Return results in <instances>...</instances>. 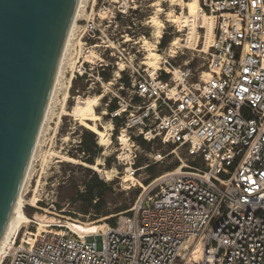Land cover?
Returning a JSON list of instances; mask_svg holds the SVG:
<instances>
[{
	"label": "built area",
	"instance_id": "1",
	"mask_svg": "<svg viewBox=\"0 0 264 264\" xmlns=\"http://www.w3.org/2000/svg\"><path fill=\"white\" fill-rule=\"evenodd\" d=\"M188 1H169L173 14ZM196 1L198 13L214 17L205 74L175 65L168 52L155 75L129 78L137 104L118 101L110 112L115 118L135 108L119 122L121 147L120 136L127 142L137 128L136 136L184 148L189 159L142 187L113 224L103 220L95 232L72 230L65 220H74L55 200L35 206L49 219L26 215L1 264H264V0ZM142 5L125 0L112 12ZM136 156L127 154L131 174ZM165 156L154 152L152 162Z\"/></svg>",
	"mask_w": 264,
	"mask_h": 264
},
{
	"label": "rangeland",
	"instance_id": "2",
	"mask_svg": "<svg viewBox=\"0 0 264 264\" xmlns=\"http://www.w3.org/2000/svg\"><path fill=\"white\" fill-rule=\"evenodd\" d=\"M124 2L125 0H118L116 3L113 0H82L81 2L62 59L60 74L48 115L34 151L28 177L22 186V199L26 202L23 208L25 216L36 215L34 218L43 219V222L45 218L42 216H45V221L48 220L49 215L35 208V206H46L50 204L51 200H55L56 207L63 209L60 214L70 216L74 220L66 222H70L74 227L78 223L85 224V229L76 228L82 231L95 232L100 222L105 220L110 224L114 223L117 219L116 214L123 211L125 207L128 209L132 205L137 195L142 191V184H150L156 177L173 170L180 163V159L182 161L189 159L184 148L176 149L171 144H162L158 138L151 142L144 140L147 144L142 145L135 139L141 137V135L136 136L137 128L132 129L133 132H128L130 138L126 146L121 147L119 145L121 143H119L118 136L123 131L120 125L122 123L119 122H126L130 114L135 112V108L127 107L120 113L118 121H115L111 118L107 106L113 99H116L117 108H119L118 101L122 104L121 107L124 106V102L137 104L135 98L131 99L129 85L126 86L119 78L122 74L129 79L145 75L146 72L149 73L150 68L146 64H142L146 52L139 40L150 37L151 32H153L150 20L157 8V2L163 9L159 14L164 22L161 37L163 34L165 35L163 45H160L161 37L158 39L157 50L166 55L173 38L183 39L186 33V30L178 32L172 24L173 21L171 20L175 18V14L172 15V18L167 15V12L172 9L169 0H142V6L144 9L146 6L147 10L142 9L140 12L132 14L120 13L114 17L112 7L115 9L118 6L122 8ZM165 18L168 21H165ZM144 19L149 21L141 24ZM202 44L203 35L202 31H199V37L194 48H175L177 53L173 58V63L175 65L187 64L196 71L204 70L206 59ZM88 51L93 52L90 60L85 57ZM162 60L160 61L161 67ZM120 63L122 64L121 67L118 66ZM71 71L73 78L68 88V96L64 103L65 108L57 123V116L62 108V97L66 90V82L72 73ZM101 72L109 73V79L102 78ZM100 94L102 97L95 108L99 114L104 112L100 114V120H81L71 115L72 107L77 103L76 96L80 95L91 99ZM104 121L112 123L110 144L107 147L99 145L97 134L94 133L96 143L101 149L94 156L93 163L100 158L102 164L97 169H93L84 165L87 163L83 161L84 153L80 151L79 146L84 140L83 132L91 129L101 130ZM114 128L116 129L114 130ZM141 139L143 140L142 137ZM130 151L137 155L133 165V168L137 169L132 177L126 173L128 168L127 154ZM157 151L166 154V156L163 161L153 163L151 156ZM65 157H70L75 162L65 161ZM106 158H108L107 161ZM88 168L90 169L88 170ZM106 169L114 171L115 175L111 180H106L100 176V173ZM90 170L96 171L106 184L99 196L100 200L97 201L101 202L100 210H96V207L92 205L93 203H87L79 196L80 192L85 191L84 183L90 179ZM148 180L149 182L145 183ZM29 199H32L31 203H28ZM45 203L47 204L45 205ZM28 227L31 228L32 225H28ZM20 233L21 231L17 233L16 237Z\"/></svg>",
	"mask_w": 264,
	"mask_h": 264
},
{
	"label": "water",
	"instance_id": "3",
	"mask_svg": "<svg viewBox=\"0 0 264 264\" xmlns=\"http://www.w3.org/2000/svg\"><path fill=\"white\" fill-rule=\"evenodd\" d=\"M78 0H0V238L20 189Z\"/></svg>",
	"mask_w": 264,
	"mask_h": 264
},
{
	"label": "bare ground",
	"instance_id": "4",
	"mask_svg": "<svg viewBox=\"0 0 264 264\" xmlns=\"http://www.w3.org/2000/svg\"><path fill=\"white\" fill-rule=\"evenodd\" d=\"M162 1H165V0H162ZM169 1H171V4H174L175 0H169ZM81 2H82V0H78L73 19L70 23V27L68 29V33H67V36H66V39L64 42L63 50H62V53L60 55V59H59V63H58L57 71H56V76H55L54 83H53V86H52V89L50 92V96H49V99H48V102L46 105V109L44 111L42 121L40 124V128H39L36 140H35L33 148H32V153L30 155V158H29V161L27 164V168H26V171H25L23 179H22L20 189L16 195L14 204L12 206L11 213L9 215L6 226H5L4 231H3L1 238H0V264L2 262L4 254L6 253V251L8 250V248L11 244V240H12L13 236L16 234V231L19 229V227L26 220V216H25L24 209H23L26 202L22 199V186L24 185L26 177H28L27 175H28V171L30 169L32 159H33L34 151H35V148L37 146L38 139H39L40 133L42 131L43 124H44V122L47 118V115H48V111H49L50 104H51V101H52V98L54 95L56 83L58 81V75L60 74L59 72H60V67L62 64V59H63L64 53L66 51V48L68 46L70 36L72 34V30H73V27L75 24V19L78 15L80 7H81ZM156 5H157V8L155 10L154 15L151 17V20H150V26L153 27V32H151L152 34L150 35V37H148V38L144 37L141 40H139V42L141 43V46L144 48V50L146 52V54H145L146 56L144 57L142 64H146L148 66V68H150L149 73L151 75H155V73L157 72V69L160 67V63H161L160 61L162 60V58H164V55L157 50V46H156L158 39L161 37L162 28L164 26L163 20L159 17V14L163 11V9L159 6L158 2L156 3ZM167 15L169 16V18H172V15H173L172 9L167 12ZM165 21H168V20L165 19ZM171 21L177 22L178 26H179V31L186 30V33H185V37L183 39L179 38V37L173 38V40L169 44V48H168V52H169L170 56H175L174 53L177 52V49H175V48H178V47L194 48V46L197 43V38L199 37V32L197 29L198 26H201L204 28L202 50L203 51L206 50V48L208 47V45L211 42V39L213 37L214 17L211 14L198 13L196 0L188 1L187 10H185L181 14L175 13V18ZM91 56H93V52L88 51L87 55L85 57L88 58V60H90ZM118 66L121 67L122 64L120 63V65H118ZM203 74H205V70H203ZM72 78H73V72L70 74V76L68 77L67 82H66V90L64 91V94L62 97V104H61L62 108H61L60 112L58 113L57 123L61 119V113H62L63 109L65 108L64 103H65V100L68 96V88L71 84ZM101 97H102L101 94L99 96L91 98V99H88L87 97L86 98L81 97L80 95L76 96L77 103L75 106L72 107L71 115L73 117L79 118L81 120H90V121L100 120L101 119L100 114H103L104 112H101L99 114L95 111V108L98 105V103H99L98 101H100L99 99ZM121 110H123V109H121ZM111 129H112V123L110 121H104L102 129L99 130L97 133V138H98L97 143L99 145L107 147L110 144V130ZM120 140L126 146L127 142H126V137L124 136V134L120 136ZM64 156H63V158H64ZM65 158H66V159H64L65 161L75 162V160L70 158V157H65ZM101 164H102V159H100V158L96 159L95 163H93V164H85L84 163V165H88V166L92 167L93 169H97L98 166ZM126 173L129 177H132L134 175V174L130 173L129 168H127ZM167 174H168V172L162 174L161 176H165ZM114 175L115 174H114V171L112 169H106L104 172L100 173V176H102L106 180H111L114 177ZM155 180H157V179H155ZM155 180H153L149 185H146L143 188L146 190L149 186H151V184H153V182ZM31 201H32V199H29L28 203H31ZM42 217L46 218L45 216H42ZM66 221H71V220H65V224L67 226H69L72 230H74L78 233H83V232L90 233V231L79 230V229H85V224H81V223L76 224V227L79 228L78 229V228L74 227L73 225H71L70 222H66ZM39 223L42 224V220H39Z\"/></svg>",
	"mask_w": 264,
	"mask_h": 264
},
{
	"label": "trees",
	"instance_id": "5",
	"mask_svg": "<svg viewBox=\"0 0 264 264\" xmlns=\"http://www.w3.org/2000/svg\"><path fill=\"white\" fill-rule=\"evenodd\" d=\"M165 42V35L163 34L160 40V45H163ZM101 77L105 80H108L110 77V74H105L103 72L100 73ZM166 78L168 75L163 74ZM121 82H123L126 86L129 85V79L127 76L122 74V76L119 78ZM117 108L116 99H113L110 104H108L107 109L109 112H112L114 109ZM118 117L113 118V120L118 121ZM116 128H114L115 130ZM97 129H91V130H85L83 132L84 140L80 143V151L84 153V159L83 161L87 164H93L94 156L100 151L101 147L97 145L94 133L97 134ZM142 145L147 144L144 140L141 139V137H136ZM106 161L108 158L105 159ZM90 168H88L89 170ZM151 170V168H150ZM91 176L90 179L87 180L84 183L85 191L80 192L79 196L80 198L87 202V203H93L92 205L96 207V210H100L101 208V202H97L100 200V194L101 191L106 187L105 182L98 176L96 171L90 170ZM149 180L145 183H148ZM146 186V184H142V187ZM95 197L96 200H95ZM95 200V201H94ZM37 203V202H36ZM41 203V202H39ZM127 209V207L124 208V210ZM46 219V218H45ZM44 219V220H45ZM43 220V219H42ZM43 222V221H42ZM113 224V223H112Z\"/></svg>",
	"mask_w": 264,
	"mask_h": 264
}]
</instances>
